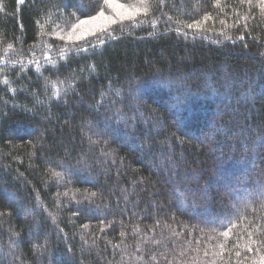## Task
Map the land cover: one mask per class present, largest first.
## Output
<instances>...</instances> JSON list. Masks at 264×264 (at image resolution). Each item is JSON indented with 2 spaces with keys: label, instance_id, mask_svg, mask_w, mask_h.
<instances>
[{
  "label": "trees",
  "instance_id": "1",
  "mask_svg": "<svg viewBox=\"0 0 264 264\" xmlns=\"http://www.w3.org/2000/svg\"><path fill=\"white\" fill-rule=\"evenodd\" d=\"M102 7L0 0V264H264L259 0Z\"/></svg>",
  "mask_w": 264,
  "mask_h": 264
},
{
  "label": "snow or ice",
  "instance_id": "2",
  "mask_svg": "<svg viewBox=\"0 0 264 264\" xmlns=\"http://www.w3.org/2000/svg\"><path fill=\"white\" fill-rule=\"evenodd\" d=\"M248 2L251 3V0H248ZM259 2L261 8H264V0H259ZM102 3L110 12H106L102 7L95 15L79 19L77 22L72 23L70 25L71 30L68 31L66 35L57 34L59 38L67 41H79L89 34L95 35L97 31H107L110 25H114L117 22L133 20L141 14L146 15L150 10V0H139L138 5H125L117 2V0H102ZM209 18L210 17L205 16L204 20L206 21ZM187 27L200 28L201 22L195 21L194 23L188 24ZM41 28H43V25H41ZM4 82L7 83V81ZM59 91L60 90L57 89L56 95H59ZM221 235L228 237L229 231H224ZM249 235L251 236V233H249ZM252 243H256V241H252ZM220 247L223 249L224 246L221 245ZM249 251H251V248H249ZM240 255L241 253L237 251L236 256L239 257Z\"/></svg>",
  "mask_w": 264,
  "mask_h": 264
}]
</instances>
